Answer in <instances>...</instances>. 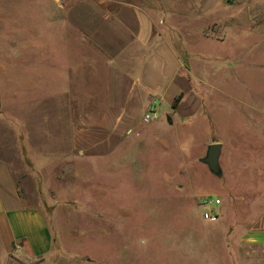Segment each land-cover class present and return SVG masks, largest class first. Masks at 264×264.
Returning <instances> with one entry per match:
<instances>
[{"label":"rangeland","instance_id":"obj_1","mask_svg":"<svg viewBox=\"0 0 264 264\" xmlns=\"http://www.w3.org/2000/svg\"><path fill=\"white\" fill-rule=\"evenodd\" d=\"M76 1L0 0V156L12 159L24 203L47 208L55 251L38 264H91L87 255L95 264H156L173 242L215 241L198 224L204 199L221 200L209 208L224 227L250 220L264 191V0H117L158 19L189 89L174 108L155 102L158 117L103 159L75 155L68 133L89 121L90 96L109 87L99 52L66 20ZM161 70L148 68L151 79ZM19 130L30 132L27 142ZM212 143L221 144V176L200 161ZM48 162L44 185L34 166Z\"/></svg>","mask_w":264,"mask_h":264},{"label":"crops","instance_id":"obj_2","mask_svg":"<svg viewBox=\"0 0 264 264\" xmlns=\"http://www.w3.org/2000/svg\"><path fill=\"white\" fill-rule=\"evenodd\" d=\"M111 2L108 4L113 9H106L99 0H78L66 9L68 23L97 49L107 67L109 87L105 96L91 95L88 100L96 106L86 111L89 121L68 129L75 155L84 159L111 156L133 127L148 123L142 122V114L151 100L157 105L164 102L171 106L178 94L189 89L188 69L180 52L160 32L158 19L136 1ZM164 40L174 57L169 71L164 70ZM181 49L189 55L185 46ZM155 63L162 70L152 80L148 68ZM157 117L158 112L154 119ZM5 119L11 127L18 125L8 115ZM17 133L16 136H23L22 142L29 140L27 130ZM34 168L45 185L46 175H53L51 164ZM14 184L12 159L0 156V264H38L37 261L54 253L56 235L48 223L47 208L24 203ZM258 199L262 200L261 209L242 225L235 222L224 227L216 222L219 217L203 224L199 222L203 221L200 216L199 226L213 233L215 241L201 245L184 242L182 249L181 242H173L168 258L156 260V264H264V191ZM86 257L91 264L97 261Z\"/></svg>","mask_w":264,"mask_h":264},{"label":"built area","instance_id":"obj_3","mask_svg":"<svg viewBox=\"0 0 264 264\" xmlns=\"http://www.w3.org/2000/svg\"><path fill=\"white\" fill-rule=\"evenodd\" d=\"M157 116V107L155 101L152 100L148 103L146 110L142 114V122L147 123L153 120ZM221 200L219 198L215 199H204L199 202V206H201V218L203 220H215L218 218V213L213 208H209V205H217L220 204Z\"/></svg>","mask_w":264,"mask_h":264},{"label":"water","instance_id":"obj_4","mask_svg":"<svg viewBox=\"0 0 264 264\" xmlns=\"http://www.w3.org/2000/svg\"><path fill=\"white\" fill-rule=\"evenodd\" d=\"M167 122L169 124L172 123L171 117L167 116ZM221 153V144L220 143H212L207 145L206 152L203 157L200 158L208 168V170L215 174L216 176L222 175V170L219 165V157Z\"/></svg>","mask_w":264,"mask_h":264},{"label":"trees","instance_id":"obj_5","mask_svg":"<svg viewBox=\"0 0 264 264\" xmlns=\"http://www.w3.org/2000/svg\"><path fill=\"white\" fill-rule=\"evenodd\" d=\"M178 99H179V96H176V97L174 98L173 103H172V107H173V108L176 107V104H177Z\"/></svg>","mask_w":264,"mask_h":264},{"label":"clouds","instance_id":"obj_6","mask_svg":"<svg viewBox=\"0 0 264 264\" xmlns=\"http://www.w3.org/2000/svg\"><path fill=\"white\" fill-rule=\"evenodd\" d=\"M140 243H141V244H146V243H147V241H146V239H144V238H141V239H140Z\"/></svg>","mask_w":264,"mask_h":264}]
</instances>
